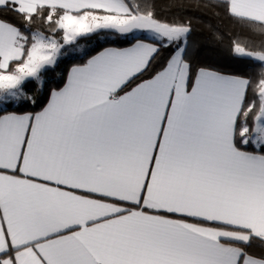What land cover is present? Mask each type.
<instances>
[{
	"label": "snow or ice",
	"instance_id": "6c2138e0",
	"mask_svg": "<svg viewBox=\"0 0 264 264\" xmlns=\"http://www.w3.org/2000/svg\"><path fill=\"white\" fill-rule=\"evenodd\" d=\"M190 2L255 75L183 0H0V264H264V0Z\"/></svg>",
	"mask_w": 264,
	"mask_h": 264
},
{
	"label": "trees",
	"instance_id": "16d2710c",
	"mask_svg": "<svg viewBox=\"0 0 264 264\" xmlns=\"http://www.w3.org/2000/svg\"><path fill=\"white\" fill-rule=\"evenodd\" d=\"M185 7L174 8V13H179L181 18L191 17L193 19L194 32L192 39L196 44L195 59L200 66H209L215 69L224 71L226 73L240 74V75H255L258 66L250 62L236 59L231 51L232 37L241 32L240 26L231 18L225 16L220 9L219 16L213 15L211 10L198 9L192 6L190 0H183ZM211 24V28L209 27ZM219 32L222 39H217L214 33ZM89 48L100 50L97 45L108 46L102 44L100 41H81ZM123 46V45H120ZM93 51L91 54H95ZM81 62L79 56L66 59L55 70V73L49 78L50 86H56L62 76L66 75L67 70L73 63ZM59 74V75H57ZM34 87V86H33ZM46 93L41 97L46 103ZM20 111H34L39 110V105L32 106L27 104L19 109Z\"/></svg>",
	"mask_w": 264,
	"mask_h": 264
},
{
	"label": "rangeland",
	"instance_id": "374dc122",
	"mask_svg": "<svg viewBox=\"0 0 264 264\" xmlns=\"http://www.w3.org/2000/svg\"><path fill=\"white\" fill-rule=\"evenodd\" d=\"M82 44V43H81ZM84 45V48H85V50L87 51L88 49H89V47L88 46H86L85 44H83ZM76 56H80V53H76V54H70V57H68V58H65L63 61H65L66 59H69V58H73V57H76ZM62 61V62H63ZM61 62V63H62ZM60 63V64H61Z\"/></svg>",
	"mask_w": 264,
	"mask_h": 264
},
{
	"label": "crops",
	"instance_id": "0c3cea01",
	"mask_svg": "<svg viewBox=\"0 0 264 264\" xmlns=\"http://www.w3.org/2000/svg\"><path fill=\"white\" fill-rule=\"evenodd\" d=\"M71 67V66H70Z\"/></svg>",
	"mask_w": 264,
	"mask_h": 264
}]
</instances>
